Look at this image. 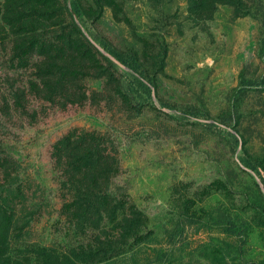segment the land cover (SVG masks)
Here are the masks:
<instances>
[{
    "label": "rangeland",
    "instance_id": "374dc122",
    "mask_svg": "<svg viewBox=\"0 0 264 264\" xmlns=\"http://www.w3.org/2000/svg\"><path fill=\"white\" fill-rule=\"evenodd\" d=\"M0 264H264V0H0Z\"/></svg>",
    "mask_w": 264,
    "mask_h": 264
},
{
    "label": "trees",
    "instance_id": "16d2710c",
    "mask_svg": "<svg viewBox=\"0 0 264 264\" xmlns=\"http://www.w3.org/2000/svg\"><path fill=\"white\" fill-rule=\"evenodd\" d=\"M122 61H125L124 59H121Z\"/></svg>",
    "mask_w": 264,
    "mask_h": 264
}]
</instances>
